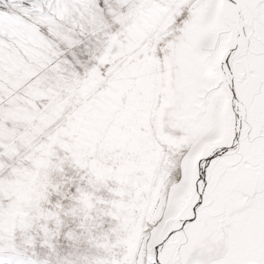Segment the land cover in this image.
Here are the masks:
<instances>
[{"label": "snow or ice", "instance_id": "snow-or-ice-1", "mask_svg": "<svg viewBox=\"0 0 264 264\" xmlns=\"http://www.w3.org/2000/svg\"><path fill=\"white\" fill-rule=\"evenodd\" d=\"M0 264H264V0H0Z\"/></svg>", "mask_w": 264, "mask_h": 264}]
</instances>
